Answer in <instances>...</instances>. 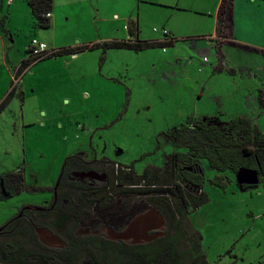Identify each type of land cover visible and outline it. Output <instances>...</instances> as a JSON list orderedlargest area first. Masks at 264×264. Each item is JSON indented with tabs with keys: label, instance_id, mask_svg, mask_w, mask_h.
<instances>
[{
	"label": "rangeland",
	"instance_id": "1",
	"mask_svg": "<svg viewBox=\"0 0 264 264\" xmlns=\"http://www.w3.org/2000/svg\"><path fill=\"white\" fill-rule=\"evenodd\" d=\"M220 1L54 0L52 24L43 28L36 26L28 0H0V176L20 169L26 183L19 194L0 200V227L24 204H50L66 160L77 153L129 164L142 174L149 166L165 170L175 154L187 151L164 132L190 116L218 115L221 109L228 120L249 105L264 131V107L258 105L264 93V58L256 56L261 66L252 70L249 53L224 45L229 67L216 68L218 48L210 35ZM242 1L248 19L259 24L264 16L258 12L259 0ZM137 25L139 33L134 34ZM245 31L246 38L264 45V38ZM34 38L44 41L48 52L72 50L32 60L19 72ZM168 38L173 41L141 50L107 45ZM231 67L237 71L231 73ZM202 166V191L189 193L192 198L206 194L207 200L186 206L191 224L187 246L191 236L199 239L210 264H264V175L247 189L233 171L219 172L205 161ZM216 175L225 176V182L212 181ZM67 199L58 211L71 204ZM128 202L130 207L121 200L124 208L112 213L114 229L128 223L141 200ZM79 216L65 224V239L76 237L84 217ZM37 225L54 229L50 217L38 219ZM28 238L22 242L29 251H43ZM96 250L89 244L75 256L81 261L76 264H124L118 252L125 247L113 248L115 260L104 248ZM172 251L162 249L158 264H172ZM71 259L64 264H72ZM135 259L126 257L127 264H143Z\"/></svg>",
	"mask_w": 264,
	"mask_h": 264
},
{
	"label": "trees",
	"instance_id": "2",
	"mask_svg": "<svg viewBox=\"0 0 264 264\" xmlns=\"http://www.w3.org/2000/svg\"><path fill=\"white\" fill-rule=\"evenodd\" d=\"M233 1L234 0L221 1L217 25V32L221 38L227 36V19L230 17ZM53 2L54 0H28L37 27L48 28L51 26L52 18L48 17L46 14L52 13ZM136 28L137 29L131 30L134 34L139 33L138 25ZM154 43L149 41L128 42L124 40H114L108 42L107 45L116 48L141 50ZM159 44L163 45V43L160 42ZM71 50L70 48L53 50L44 58L55 56L59 53H66ZM31 61L32 60L29 58L23 61L19 71H21L23 67L29 65ZM225 63V60L220 63L219 68L221 70L227 68ZM164 135L168 138L176 139V143L184 146L187 151L175 154L165 170L156 166H149L142 174H137L133 170L130 173H124L122 171L121 175H119L118 181L124 183L129 179L132 184H141L145 182L149 184L148 187H117L114 185L115 176L114 179L110 181V184L106 183L104 186L96 187L95 189L88 188L86 189L87 192L84 191V188L80 187L71 194H68L67 191L64 190V185L67 183V172L72 162L79 160L74 157H69L60 175L61 190L59 192V200L61 203L63 199L71 198L70 207L73 211L76 212L80 209V212L81 210L83 213L85 212L87 216L82 217L81 220H84L86 224L93 225L98 220L101 223L105 220L110 221L111 217L109 215L124 208L121 209V200H125L127 202L126 204L130 207L131 204L128 201L132 202V199L136 198V201L141 200L140 205H142L143 199L146 197L149 207H155L164 214L169 228L167 234L144 246H128L118 242L105 243L97 238H76L69 250L59 253L60 257L65 262L68 258H75V256L81 251H84L89 244H93L95 250L97 249L96 251H100L104 248L113 259L114 257L111 254L113 248L116 245L125 247V251L118 252L124 264H127L126 257L136 258V261L142 262L143 264H158L160 252L165 248L173 250L174 261L172 264H210L203 253L199 239L191 236V242H188L190 243L188 246L185 241L187 238L186 235L188 234L187 228L191 227L189 211L186 206L195 205L197 207L207 200L206 194L201 198L196 196L192 198L190 196L189 190L191 186L194 187L192 182L197 180L200 187L203 186L205 171L202 163L204 161L207 162L211 169H215L219 172L231 170L237 175L241 170H244L249 172H260L263 176L264 131L250 117L234 116L228 120H223L220 114H218L203 117L190 116L185 122L179 124L175 128L166 130ZM82 163L86 168L92 165V163L88 162ZM180 164L182 168L176 173L175 170ZM189 173L191 175H189ZM174 175H176L178 179L186 178L188 181L192 182L186 181L189 185L183 183L185 186L179 183L177 186L178 189L176 190L172 185L174 181L178 183L180 179L175 180L173 177ZM10 180H16L19 187L12 186L9 188L7 186L6 192H4L5 194H2V190H0V198L3 196H13L22 191L24 183L22 173L8 172L0 176V186ZM221 180L225 182V176L216 175L215 180L213 179L212 181L221 182ZM160 182L163 184L162 186L158 185ZM240 185H242L243 188L247 187V189L255 186V184H246L247 186L243 184ZM196 192H198V189H196ZM81 198H87V201H83ZM59 205L58 203L57 206ZM55 224L62 227L66 224V221L62 220V217H59ZM31 230L35 233L34 228L31 227ZM30 234L31 232L29 233L28 231L26 236H30L32 239L28 238L27 242H34L42 248L40 243ZM18 235L19 234H16L12 237L4 236L0 239V260L9 264H28L36 257L22 242L24 241L22 237ZM149 249L153 250L156 254L154 257H151L149 254ZM134 251H137V253ZM66 252L69 257L67 255L63 257ZM76 259L77 257L71 259L70 263L76 264L77 262H81L80 259L77 261ZM110 263L123 264L118 260Z\"/></svg>",
	"mask_w": 264,
	"mask_h": 264
},
{
	"label": "flooded vegetation",
	"instance_id": "3",
	"mask_svg": "<svg viewBox=\"0 0 264 264\" xmlns=\"http://www.w3.org/2000/svg\"><path fill=\"white\" fill-rule=\"evenodd\" d=\"M21 65H20V67H21ZM176 126H178V125H176ZM175 127H173V128H175ZM71 157L77 158L79 160L73 161L71 167H69L68 172H67V176H66L67 183L64 185V187H65L64 190L67 191L68 194H71L73 191H76L80 187L84 188V191L87 192L86 189H88V188H91V189L94 188L95 189L96 187L104 186L106 183L110 184V181L112 179H114L115 176H116V178H115L114 185L117 187H123V188H126V187L135 188L136 187V188H139V187H148L149 186V184H147L145 182H142L141 184H132V183L126 182V181L124 183L121 181H118L119 175H121L122 171L124 173H130L133 171L132 166H130L129 164H122L121 162H117L116 160H110L106 157L98 158L95 156V158H93V157H91L90 154H87L85 152L77 153ZM82 162L92 163V165L90 167L86 168V166L84 167ZM181 168H182V166L180 164V166H178L175 170L176 173H178ZM92 171L97 172L98 175H100V176L104 175V177L91 178L89 176L81 175L82 173H88V172H92ZM8 172L22 173V175L25 179V174L20 169H17L14 171H8ZM8 172H6V173H8ZM189 175H191V174L189 173ZM193 175H194V173H193ZM253 175L252 174L251 175H244L243 178L248 180V178L250 179V177H253ZM257 175L259 177V175L261 176L262 173L259 172V173H257ZM204 176H205V172H204ZM186 181H188L186 178L180 179L178 184L180 183L182 186H185L183 183L187 184ZM188 182H192V181H188ZM192 183L194 184V187L191 186V188H190L191 191L195 190V192H196V189H198V191H200V192L202 191L203 186L200 187V184L197 182V180H194ZM204 183H205V180H204ZM204 183H203V185H204ZM178 184H173L172 187H174V189L177 190ZM245 184H248V183H245ZM187 185H189V184H187ZM248 185H253V184H248ZM7 186L9 188H11L12 186L19 187V184H18V182H16V180L15 181L10 180L8 182H5L4 184H2L0 186V190H2V194H5L4 192H6ZM25 186H26V183L24 181L22 190L25 188ZM193 188H194V190H193ZM60 190L61 189H60V184H59V186L56 190L57 195L55 197V189H54V197L51 200L50 204H49V201H47V203H45V204H24L22 207H20V209L18 210L17 214L14 217L11 220H9L5 225H3L4 230L0 234V239L3 238L4 236H11L12 237V236H15L16 234H19L18 236L25 238L28 231L31 229V227L34 228L35 235L37 237L38 242L42 246L43 251L34 252V253L32 252L36 257L32 260V262H30L28 264H64L65 261L60 257L59 253L69 250V248L74 244V241L76 238H97L99 240H102L105 243H108V242L117 243L118 242V243H122V244H125L128 246H144V245L149 244L152 241H155L158 238L165 236L168 232L167 231V220L165 218L166 225H165L164 229L153 230V231L148 232V235H150L152 233H161L160 235H158L156 238H154L152 240H147V239H145V236H141V235H136V236L133 235L131 238H129L127 240H125V239H113L112 238V235H111L112 229L114 231H119V232L122 231L123 229H125L128 226L129 222L132 221L133 218H135L137 215H140V214L144 213L145 211H147L151 208V207H149L148 202H147L146 197H145L143 199V204L138 206L136 208V210H134V213L131 214V216L128 220V223L126 222V224L124 226H121L120 229H114V227L110 224L111 222L106 221V220L102 223L98 220L93 225L86 224L84 220H81V222H82L81 226L79 227V229L75 233L76 237L73 236L72 237L73 241L72 240L69 241L62 236V231L66 228V225L59 227L58 225L55 224L56 220L59 219V217H62V220L66 221V223H68L71 217L73 218V216H79V215L84 216V214H83L82 210L80 212V209H78L76 212H74L73 209L70 207V204L69 205L67 204V209H65L63 212L58 211L60 205L59 206H57V205H58V203L59 204L62 203V201L60 203V200H59ZM4 198L5 197L3 196L0 198V200L4 199ZM66 200L68 201V199H66ZM66 200L63 199V202L67 203ZM82 200L87 201V198H83ZM109 216L112 217V215H109ZM43 217H45V218L50 217L52 219L54 229H51V230L54 232V234L59 235L67 243V245L64 248H59V247H55V246H47V245H44L43 243L40 242L35 229H36V227H38V225H37L38 219H41ZM41 226L43 227L45 225H41ZM81 264H85V262H83Z\"/></svg>",
	"mask_w": 264,
	"mask_h": 264
},
{
	"label": "crops",
	"instance_id": "4",
	"mask_svg": "<svg viewBox=\"0 0 264 264\" xmlns=\"http://www.w3.org/2000/svg\"><path fill=\"white\" fill-rule=\"evenodd\" d=\"M221 1L219 3V5L216 9V13H215L216 14V30H215L214 34L210 35V38L215 40V46H217V48H218L219 61H218V66L216 68L220 69L219 65L221 62H224V60L227 63L226 54L223 51V46L229 45L231 47H235L239 50H242L245 53H249L250 56H249L247 64H248V66H250V68L252 70L257 69V67L261 61L256 56H262L264 58V45L256 43L255 40H250V39L246 38L247 34H246L245 30H250L254 36L258 35L259 37L264 38V16L260 20L259 24H255L252 20L248 19L249 16H248L246 8L243 5V1L239 0V2H238V0H234L232 11L230 13V17L227 19V26H226L227 36L224 38H221L217 32V25H218V20H219ZM261 5H262V0H259L258 7H260V9L258 8V12L261 15H264V13H263L264 8H262ZM252 15H253V13H252ZM238 17L241 20L239 23H238ZM51 18H52V16H51ZM171 40H173V39L168 38V39L158 40L155 43H157V42L158 43L159 42L160 43L172 42ZM259 66H261V65H259ZM259 69H260V71H262V69L260 67H259ZM229 71L231 73H235L237 71V69L235 67H231V68H229ZM254 73H256V72H254ZM259 76L260 75L258 73L255 74V77H259ZM258 105H260L261 107H264V93L263 92H261L260 95L258 96ZM220 112H221L220 113L221 118L223 120H227V119H224V113L221 111V109H220ZM256 113H257V111L255 108L247 105V107L240 109V111L237 112V115H234V116L250 117L256 123V121H255V114ZM214 114L215 113H213L211 111L209 113L204 112L201 115L193 116V117H203V116L214 115ZM234 116H232V117H234ZM259 119H258V123H259ZM179 124H181V123H179Z\"/></svg>",
	"mask_w": 264,
	"mask_h": 264
},
{
	"label": "water",
	"instance_id": "5",
	"mask_svg": "<svg viewBox=\"0 0 264 264\" xmlns=\"http://www.w3.org/2000/svg\"><path fill=\"white\" fill-rule=\"evenodd\" d=\"M251 173L252 175L253 174L254 175L253 177L249 176L250 179L248 178L247 180L243 178L244 175H251ZM81 175L89 176L91 178L104 177V175L100 176L95 171L88 172V173H82ZM237 176L241 183L256 184L258 181V175L256 172H249V171L241 170L237 174ZM59 184H60V177L55 186V197L57 195L56 190ZM165 225H166V220H165L163 213L159 209L155 207H151L149 210L133 218V220L129 222L128 226L122 231L119 232V231L112 230L111 235L113 239L127 240L131 238L133 235L135 236L141 235V236H145V239L147 240H152L156 238L158 235H160L161 233H152L148 235V232L153 231V230L164 229ZM3 230H4V226L0 228V234L3 232ZM35 230H36V233H37V236L40 242L43 243L44 245L55 246L59 248H64L67 245V243L59 235L54 234V232L49 227L38 226L36 227ZM0 264H9V263L0 260Z\"/></svg>",
	"mask_w": 264,
	"mask_h": 264
},
{
	"label": "built area",
	"instance_id": "6",
	"mask_svg": "<svg viewBox=\"0 0 264 264\" xmlns=\"http://www.w3.org/2000/svg\"><path fill=\"white\" fill-rule=\"evenodd\" d=\"M48 17H51V13L46 14ZM164 34L168 35L169 32L165 29ZM49 54L48 52V45L38 39L34 38L28 45V58L31 60L41 59L43 57H46ZM207 60V59H205Z\"/></svg>",
	"mask_w": 264,
	"mask_h": 264
}]
</instances>
